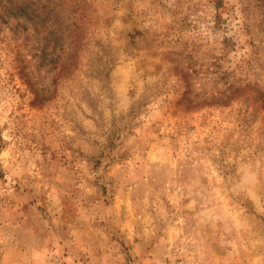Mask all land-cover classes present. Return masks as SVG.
Listing matches in <instances>:
<instances>
[{
    "label": "rangeland",
    "instance_id": "1",
    "mask_svg": "<svg viewBox=\"0 0 264 264\" xmlns=\"http://www.w3.org/2000/svg\"><path fill=\"white\" fill-rule=\"evenodd\" d=\"M0 264H264V0H0Z\"/></svg>",
    "mask_w": 264,
    "mask_h": 264
}]
</instances>
